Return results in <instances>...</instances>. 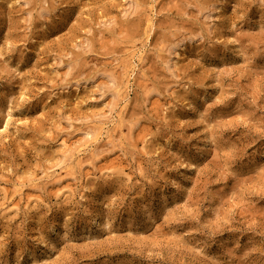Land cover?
<instances>
[{
    "label": "rangeland",
    "instance_id": "1",
    "mask_svg": "<svg viewBox=\"0 0 264 264\" xmlns=\"http://www.w3.org/2000/svg\"><path fill=\"white\" fill-rule=\"evenodd\" d=\"M0 264H264V0H0Z\"/></svg>",
    "mask_w": 264,
    "mask_h": 264
}]
</instances>
